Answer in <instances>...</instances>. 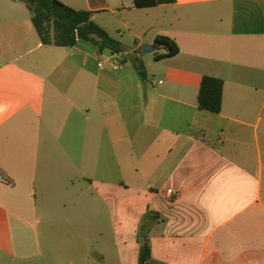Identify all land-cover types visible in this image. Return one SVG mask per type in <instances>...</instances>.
<instances>
[{
	"label": "crops",
	"instance_id": "obj_1",
	"mask_svg": "<svg viewBox=\"0 0 264 264\" xmlns=\"http://www.w3.org/2000/svg\"><path fill=\"white\" fill-rule=\"evenodd\" d=\"M59 1L123 52L45 46L0 0V264H139L143 225L159 264H264V0Z\"/></svg>",
	"mask_w": 264,
	"mask_h": 264
},
{
	"label": "trees",
	"instance_id": "obj_2",
	"mask_svg": "<svg viewBox=\"0 0 264 264\" xmlns=\"http://www.w3.org/2000/svg\"><path fill=\"white\" fill-rule=\"evenodd\" d=\"M15 1V0H14ZM31 13L33 25L43 45H54L63 48L76 47L80 42L95 45L100 53L109 51L112 54L123 52L121 43L93 21V13L75 10L59 0H20ZM174 0H134L137 8H150L161 4L173 3ZM157 48H164L165 54H155V60L173 58L180 52L175 40L158 36ZM224 82L215 77H204L198 96L201 111L220 114L223 107ZM140 245L139 264H157L152 259L149 234L143 225L138 234Z\"/></svg>",
	"mask_w": 264,
	"mask_h": 264
},
{
	"label": "rangeland",
	"instance_id": "obj_3",
	"mask_svg": "<svg viewBox=\"0 0 264 264\" xmlns=\"http://www.w3.org/2000/svg\"><path fill=\"white\" fill-rule=\"evenodd\" d=\"M106 18H109V16H100V17H98L97 18V21L98 22H101L102 20H105ZM98 24V23H97ZM99 25V24H98ZM145 50V49H144ZM130 61V63L132 64V63H135L136 64V67L138 68V67H140V63H139V61H137L136 59H134V57H130V59H129ZM155 60H154V56H152V60H149V58H148V64H150V65H155V62H154ZM141 68V67H140ZM146 71V70H145ZM156 80H159V79H157V77H154L153 76V74L152 73H150V75H149V77H148V80L147 81H140L139 83H143V84H149V85H151V84H153ZM151 244V243H150ZM153 259V258H152ZM154 261V260H153ZM157 264H159V263H157Z\"/></svg>",
	"mask_w": 264,
	"mask_h": 264
},
{
	"label": "built area",
	"instance_id": "obj_4",
	"mask_svg": "<svg viewBox=\"0 0 264 264\" xmlns=\"http://www.w3.org/2000/svg\"><path fill=\"white\" fill-rule=\"evenodd\" d=\"M112 58H114V57H112ZM110 61H111L112 69L118 70L120 68L121 63L118 59L114 58V59H111ZM99 66L100 67L104 66V61H102V58L100 59ZM160 83H162V82H160ZM168 194L171 195L172 191H168Z\"/></svg>",
	"mask_w": 264,
	"mask_h": 264
},
{
	"label": "water",
	"instance_id": "obj_5",
	"mask_svg": "<svg viewBox=\"0 0 264 264\" xmlns=\"http://www.w3.org/2000/svg\"><path fill=\"white\" fill-rule=\"evenodd\" d=\"M145 51H154V48L153 47H150V46H147V47H144ZM139 77L143 80V81H146L147 80V71H141L139 73Z\"/></svg>",
	"mask_w": 264,
	"mask_h": 264
}]
</instances>
